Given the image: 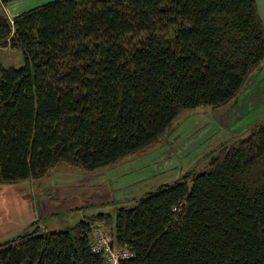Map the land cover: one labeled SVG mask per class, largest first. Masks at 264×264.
Returning a JSON list of instances; mask_svg holds the SVG:
<instances>
[{
    "label": "trees",
    "instance_id": "16d2710c",
    "mask_svg": "<svg viewBox=\"0 0 264 264\" xmlns=\"http://www.w3.org/2000/svg\"><path fill=\"white\" fill-rule=\"evenodd\" d=\"M0 46L23 61L0 64L4 185L57 164H116L155 145L181 112L232 102L264 66L254 0H56L11 20L1 11ZM200 160V172L131 207L23 231L0 244V264H105L90 248L93 221L130 253L118 264H264V117Z\"/></svg>",
    "mask_w": 264,
    "mask_h": 264
},
{
    "label": "rangeland",
    "instance_id": "374dc122",
    "mask_svg": "<svg viewBox=\"0 0 264 264\" xmlns=\"http://www.w3.org/2000/svg\"><path fill=\"white\" fill-rule=\"evenodd\" d=\"M1 11L0 9V13ZM0 64L4 67H20L23 64L21 52L8 46H0ZM218 113L219 111L216 112L207 106L183 111L172 120L155 145L95 171H83L57 164L66 167V173L68 171L73 174V176L64 175L66 177L64 185L76 184L75 182L83 184L79 189H82L87 197L77 198L76 205L103 201L101 206L82 209L81 212L85 214L92 212L113 214L119 206L131 207L134 205L133 199L153 190L156 186L170 184L188 170L198 173L203 169L205 160H200V157L206 151H213L218 145L217 139H222L219 137L220 131L216 120ZM50 184L48 190H45L46 195H52L54 192L53 181ZM86 186L88 188L84 189ZM78 187L76 185V189ZM10 191L11 188L7 186L0 188V224L3 228L16 225L18 221H15L23 216L21 214L17 219L14 218L15 215L10 210L12 200L8 199L12 194ZM62 202L68 204L67 199ZM78 220L75 213H63L47 223L49 226L64 224L59 230H66ZM91 225L103 231L107 230L97 221H93ZM7 230H9L7 227L0 229V244L13 238H6L4 232Z\"/></svg>",
    "mask_w": 264,
    "mask_h": 264
},
{
    "label": "crops",
    "instance_id": "0c3cea01",
    "mask_svg": "<svg viewBox=\"0 0 264 264\" xmlns=\"http://www.w3.org/2000/svg\"><path fill=\"white\" fill-rule=\"evenodd\" d=\"M52 1L56 0H0V9L11 19L25 11ZM254 1L259 19L264 28V0ZM214 110L216 112L219 111L216 120L220 131L219 137L222 139H217L218 145L222 143L229 144L238 138L246 136L250 126L264 117V66L249 77L244 88L232 102ZM65 169L66 167L56 165L48 169L38 179L21 181L11 185L0 184V188L1 186L11 188L10 193L12 194L8 199L12 200L10 210L15 215L14 218L17 219L19 215L23 214L21 218L15 221H18L16 225L6 226L9 229L4 232L6 238L14 237L18 235L17 233L35 227L40 231H60L59 227L62 226L63 228L64 224L49 226L47 222L63 213H75L79 220H85L86 217L97 214V212L85 214L81 210L101 206L103 201L76 205L77 198L87 196L82 189H79L83 185L81 183L75 182L76 184L64 185L65 176H73L68 171L66 173L67 169ZM51 181H53L54 192L52 195H46L45 190H48L51 186ZM76 185L79 186L78 189H76ZM88 186L84 189L88 188ZM65 199H67V205L62 202ZM32 223L33 225H31ZM6 227L3 228V225L0 224V229H6Z\"/></svg>",
    "mask_w": 264,
    "mask_h": 264
},
{
    "label": "built area",
    "instance_id": "2783aa9c",
    "mask_svg": "<svg viewBox=\"0 0 264 264\" xmlns=\"http://www.w3.org/2000/svg\"><path fill=\"white\" fill-rule=\"evenodd\" d=\"M182 205L179 203L172 208V212H178ZM91 244L93 253L100 254L105 264H118L119 261L128 259L131 255L126 250L115 249L111 246L112 237L105 231L91 226L90 230Z\"/></svg>",
    "mask_w": 264,
    "mask_h": 264
}]
</instances>
